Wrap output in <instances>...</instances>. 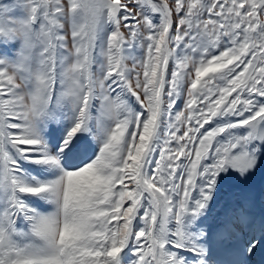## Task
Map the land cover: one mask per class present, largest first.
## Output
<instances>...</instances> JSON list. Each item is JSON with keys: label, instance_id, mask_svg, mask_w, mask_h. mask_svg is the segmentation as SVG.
Returning a JSON list of instances; mask_svg holds the SVG:
<instances>
[{"label": "snow or ice", "instance_id": "obj_1", "mask_svg": "<svg viewBox=\"0 0 264 264\" xmlns=\"http://www.w3.org/2000/svg\"><path fill=\"white\" fill-rule=\"evenodd\" d=\"M261 167L264 0H0V264H249Z\"/></svg>", "mask_w": 264, "mask_h": 264}, {"label": "rangeland", "instance_id": "obj_2", "mask_svg": "<svg viewBox=\"0 0 264 264\" xmlns=\"http://www.w3.org/2000/svg\"><path fill=\"white\" fill-rule=\"evenodd\" d=\"M236 194L251 197L253 201L252 213L257 219L264 215V167L259 168L254 175L247 180H241L235 176L227 177L221 186L219 204L234 203ZM247 229L243 234H247ZM244 237V236H243ZM223 254V249L220 250ZM249 264H264V249L258 250L249 258Z\"/></svg>", "mask_w": 264, "mask_h": 264}, {"label": "bare ground", "instance_id": "obj_3", "mask_svg": "<svg viewBox=\"0 0 264 264\" xmlns=\"http://www.w3.org/2000/svg\"><path fill=\"white\" fill-rule=\"evenodd\" d=\"M248 231V230H247ZM258 235V232L256 233ZM249 235V233L247 234H243L244 238H247V236Z\"/></svg>", "mask_w": 264, "mask_h": 264}]
</instances>
